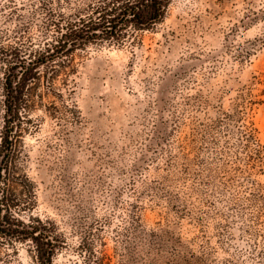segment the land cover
<instances>
[{
    "label": "rangeland",
    "instance_id": "rangeland-1",
    "mask_svg": "<svg viewBox=\"0 0 264 264\" xmlns=\"http://www.w3.org/2000/svg\"><path fill=\"white\" fill-rule=\"evenodd\" d=\"M96 3L0 0V78L55 43L52 20L82 26ZM64 61L41 68L3 170L15 217L56 244L53 264H181L204 242L208 264H259L242 220L192 240L220 192L241 208L252 180L264 195V166L247 168L241 151L242 124L264 145V0H170L154 29ZM35 245L0 232V264H41Z\"/></svg>",
    "mask_w": 264,
    "mask_h": 264
},
{
    "label": "trees",
    "instance_id": "trees-1",
    "mask_svg": "<svg viewBox=\"0 0 264 264\" xmlns=\"http://www.w3.org/2000/svg\"><path fill=\"white\" fill-rule=\"evenodd\" d=\"M169 2L170 0H97L88 18H80L82 26L69 23L63 28L52 20V24L57 27L53 45L38 50L33 59H19L15 64L9 61L6 65L4 76L0 78V110L4 111V124L2 130L0 129V188L4 186L3 191L6 192L4 199L0 201V219L4 208L6 211L3 220H0V232L12 240L33 241L36 244V257L41 264H53L56 244L52 240L44 243L42 233H37L38 227L26 224L15 217L8 198L11 184L6 177L4 180V173L12 169L13 156L23 132L22 124L24 120L30 121L28 117L30 108L35 104L31 105L34 101H31L30 97L42 77L41 68L45 66L47 71L51 67L55 69L56 61L63 67L64 57L69 56L77 48L86 46L87 43L122 42L131 37V34L154 29L165 20ZM256 83L263 85L256 96H264V79ZM258 102L264 103V100L260 99ZM246 103L247 99L242 95L241 107L246 108ZM241 126V151L247 168L254 170L264 166V145L257 136V129L247 124ZM251 174L250 172L249 176ZM255 186L256 182L252 180V188L245 197L248 207L241 208V204L235 202V199H238L236 196L235 199L230 196L227 198L223 191L220 192L219 198L222 203L220 206L218 202L211 201L207 210L199 217H193L203 228L202 236H196L192 241L199 237L204 240L208 238L207 229L204 228H208L210 222L216 219L219 220L215 225L216 229L223 227L222 232L216 233L220 237L232 234L229 230L230 223L242 220L244 233L251 232L250 234L256 235L249 243V250L258 260L257 263L264 264V238L262 242L258 241L263 237L259 226L263 222L264 195ZM223 221L226 224H223ZM199 253L200 255L192 253L191 259H184L181 264H208L205 242Z\"/></svg>",
    "mask_w": 264,
    "mask_h": 264
}]
</instances>
